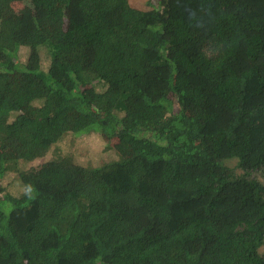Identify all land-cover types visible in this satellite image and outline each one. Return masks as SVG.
<instances>
[{"label": "trees", "instance_id": "obj_1", "mask_svg": "<svg viewBox=\"0 0 264 264\" xmlns=\"http://www.w3.org/2000/svg\"><path fill=\"white\" fill-rule=\"evenodd\" d=\"M11 1L0 264H264V0Z\"/></svg>", "mask_w": 264, "mask_h": 264}, {"label": "rangeland", "instance_id": "obj_2", "mask_svg": "<svg viewBox=\"0 0 264 264\" xmlns=\"http://www.w3.org/2000/svg\"><path fill=\"white\" fill-rule=\"evenodd\" d=\"M133 7L145 9L149 8L153 3L152 0H129ZM24 9L23 4L19 1H11L7 9H5L6 15L19 14ZM42 28L45 30L48 37L51 39L55 37V30L52 24L44 22ZM112 146L114 151H105V145ZM61 147L64 151H72V154L83 164L100 163L108 160L110 157L117 154L127 155L128 151L122 149L115 138H106L98 135L97 133H91L82 135L79 137L70 136L68 134L61 142ZM12 174L7 175L1 182L2 184H8L11 181Z\"/></svg>", "mask_w": 264, "mask_h": 264}]
</instances>
